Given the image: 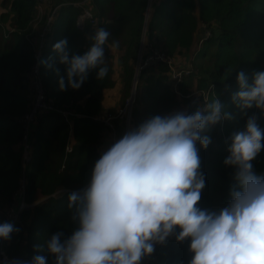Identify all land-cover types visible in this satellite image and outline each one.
I'll return each instance as SVG.
<instances>
[{"label": "trees", "instance_id": "obj_1", "mask_svg": "<svg viewBox=\"0 0 264 264\" xmlns=\"http://www.w3.org/2000/svg\"><path fill=\"white\" fill-rule=\"evenodd\" d=\"M42 1L8 0L11 21L8 27L12 31L6 29L5 34L0 31V223L11 222L3 218L2 211L21 198L30 205L11 222L18 231H14L10 239L3 240L0 249L5 251L10 262L30 261L35 255H44L48 264H52L53 257L46 248L48 240L58 231L64 233L62 239L66 238L78 226L71 219L72 210L68 207L72 192L67 191L58 198L53 194L60 188L79 189L90 181L94 164L100 157L97 145L105 132L103 125L93 117L101 110L102 89L111 87L114 81L111 68L99 81L96 79L98 69H93L79 89L60 91L58 80L64 76L66 66L55 59L52 69L40 64L41 80L53 106L73 113L65 116L50 110L37 114L26 140L31 146L32 159L23 167L25 130L21 119L32 104L29 71L39 38L38 29H33L31 22ZM61 1L51 0V5ZM146 4L147 0H88L87 3L100 27L113 36L125 31L114 59L121 74L125 75L126 86L137 60ZM79 12L80 8L71 5L57 9L50 22L45 48L41 50V60L55 58L52 47L65 38L73 53L82 55L88 50L92 42L87 41L90 25L86 24L83 29L77 27ZM4 18L1 14L0 23ZM43 21L45 23L46 16ZM93 28L92 36L98 27ZM206 28H211L212 34L199 46L196 38ZM145 37V44L169 55L173 56L180 49L194 54L190 61L196 77L191 75L186 79L180 86L181 94L191 92L190 86L194 84L199 90L212 85L225 105V112L231 114V119L206 130L204 134L211 137V143L206 149H199L200 171L205 177L199 207L219 210L229 202V191L236 183L234 169L223 164L229 154V137L235 131L244 130L247 118L252 115L264 130L261 110L253 107L242 113L231 101V96L239 90L237 73L243 71L251 83L254 73L264 71V0H155ZM204 59L210 64H203ZM167 69L165 64L155 63L140 71L132 128L155 115L164 116L166 112L171 115L178 112L177 109L191 114L200 108L196 96L181 97L170 89ZM69 141L73 149L66 154L65 146ZM252 163L257 174H264V149ZM189 243L188 240L177 242L173 236L165 244L156 245L155 252L142 264H189Z\"/></svg>", "mask_w": 264, "mask_h": 264}, {"label": "clouds", "instance_id": "obj_2", "mask_svg": "<svg viewBox=\"0 0 264 264\" xmlns=\"http://www.w3.org/2000/svg\"><path fill=\"white\" fill-rule=\"evenodd\" d=\"M110 36L105 28H97L82 55L61 39L52 47L55 58L39 63L48 69L54 59L65 65L59 90H77L93 69H98V81L108 75L105 49L119 47L117 41L109 44ZM236 82L239 90L231 96L232 103L242 113L253 107L264 113V71L254 73L251 83L241 71ZM224 109L214 98L191 114L152 116L104 151L87 187L68 197L77 228L63 239L58 231L47 242L52 264H142L156 245L173 236L177 242L190 241L189 264H264V174H257L252 163L264 149V130L255 115L247 118L244 130L229 137L223 164L234 169L236 181L229 202L219 210L199 207L205 187L199 149L211 143L206 130L232 118ZM14 231L18 229L13 223H0V240L10 239ZM10 264L48 261L35 255Z\"/></svg>", "mask_w": 264, "mask_h": 264}, {"label": "rangeland", "instance_id": "obj_3", "mask_svg": "<svg viewBox=\"0 0 264 264\" xmlns=\"http://www.w3.org/2000/svg\"><path fill=\"white\" fill-rule=\"evenodd\" d=\"M82 1H84V0H82ZM154 1L155 0H147L146 10L144 12L143 30H142V34L140 36V46H139V50H138V54H137V60H136L134 72L130 78V82H129L128 86H126V82L124 79L125 75L121 74V71H120L119 67L117 66L116 61L114 59L115 54H117L116 52L118 51L119 47L115 50H112L110 48L105 49V64L107 65L108 68H111L110 73H112L111 78H112V81H114V84L111 87H106V88L102 89V92L100 94L101 110H100L98 115L93 117V120L103 118L105 121H107L109 124L112 125V129H114L116 132V137H118L120 135L122 137L127 131L132 129L134 108L136 106V100H137V95H138L139 73L141 70H143L147 67H151L153 65L155 58H157L159 61L157 63L165 64L167 66L168 69H167L166 74H167L168 85H169L170 89L176 95L181 96V97H185V98H191L193 96H196L200 108L203 107L204 103L210 102L214 98L219 99V96H218L217 92L215 91V89L212 85H210L207 89L199 90L198 88H196L197 86L194 84V85L190 86L191 92H189L186 95L181 94L180 86L186 81V79L188 80V78H190L191 75H193V77H196V75L193 72L192 63L190 61L194 57V54L190 55L189 53H186L185 50L180 49L177 51L176 54H174L172 56V55L167 54L166 51L163 52L159 48H157L153 45L145 44V42H146V40H145L146 39L145 28H146L147 21H148L149 15L151 13V10L153 8ZM65 3H68V2H65ZM72 3H74V5H76V7H80V9H81L80 13L81 14L84 13L85 7H83V3L81 1H74ZM63 5H64L63 3H59V4L52 6L49 4V0H43L38 5V7L36 8V14H35L32 22H31L32 28L36 29V30L38 29V32L36 33L37 37H39L38 43H37V50L38 51L36 52V55H38V52L40 50H42V51L44 50L45 41L48 38V34L50 31V29L48 28V25L45 26V24L48 23V20L44 23L43 17L46 16L49 19H50V15L54 17L55 13L57 12V9ZM48 7H50V8H48ZM116 7L122 9L121 6L119 7V5H117ZM47 9H48V12H47ZM88 11L91 15V19H89V20L84 19L82 24H81V27H79V28L83 29L86 24L90 25V29L88 30V33H87V38H88L87 41L91 42L90 37H92V35L90 34V32L92 31V29H94L93 26L98 27V28H100V26L98 25L99 22H97L96 17L94 16V13H93V10L91 7L90 8L88 7ZM1 14L5 15V18H4V22L0 23V27H1L0 31H1V34H2V32L5 34L6 29H8V31H12V29L10 27H8V24H10V22H11V21H9V2H8V0H5L4 2H1V0H0V15ZM53 17L51 19V22L53 20ZM124 33H125V31L121 30L116 36L111 35L110 36L112 38L111 43L113 41H117L119 46H120V44L122 43V41L124 39ZM211 34H212L211 28L204 29L202 34L196 38L199 46H201L203 44V42L206 41L211 36ZM87 47L89 48L90 46L88 45ZM146 51L152 52V54L149 55L148 57H146ZM41 54H42V52H41ZM197 62H200V60H198ZM203 64L208 65V64H210V62L204 59ZM198 75L201 76L202 72L198 73ZM41 82H42V80H41ZM42 85H43L44 89L46 90L43 82H42ZM133 89L135 90L134 97H133V103L131 104L130 108L128 109L127 118L124 117V118L120 119V117H118L119 111L124 106L125 101L131 97ZM29 92H30V95L32 98V104H33L34 91H33V87L31 86V83H30ZM48 99L52 103V105H54L52 100L50 99V97H48ZM32 104H31V106H32ZM183 105H184V107H187L185 101L183 102ZM58 111L62 114L64 112L66 115L73 113V112L66 111V110L59 109V108H58ZM177 111H182V110L177 109ZM120 115H121V113H120ZM165 115H169V113L166 112ZM127 120H128V128L126 129V121ZM22 123L26 124L25 119L22 120ZM32 123H34V121ZM32 123L29 126V132L31 130ZM26 140H27V138L23 139V141H26ZM69 143H70V141H69ZM99 143L100 144L97 145V149H98V153L101 155L104 151H106L112 145L108 131L104 132V134L101 135V137L99 139ZM66 154H69V153H66ZM29 156H31V151L30 152L27 151L26 153L23 151V162L24 163L29 162V161H26V159ZM23 167H24V164H23ZM2 213L4 214V211H2ZM3 218H4V215H3ZM1 243H3V240H0V244ZM6 264H10V261L8 259L6 260Z\"/></svg>", "mask_w": 264, "mask_h": 264}, {"label": "built area", "instance_id": "obj_4", "mask_svg": "<svg viewBox=\"0 0 264 264\" xmlns=\"http://www.w3.org/2000/svg\"><path fill=\"white\" fill-rule=\"evenodd\" d=\"M74 1H81L83 3V7H85V11L83 14H81V9L80 12L76 18V25L77 27H81V24L83 22V20H89L91 19V15L88 11V0H62L60 3H63L64 5H71L75 8H80V7H76V5H74ZM68 2V3H65ZM49 4L51 5V0H49ZM59 4V3H58ZM63 5V6H64ZM49 8V7H48ZM53 16L50 15V19L46 17V21L48 20V23L45 24V26L48 25V28L50 29V22ZM93 19V18H92ZM45 21V22H46ZM80 29V28H79ZM38 51V50H37ZM152 52H148L146 51V57H148L149 55H151ZM36 53L34 54V63L32 65L31 70L29 71V79H30V83L31 86L33 87V91H34V97H33V104L30 108V110L24 114V116L22 117L21 121L23 119H25L26 124L22 123L24 126V135H23V139L28 140V132H29V126L30 124L34 121V119L36 118L37 114L40 112H47L50 110H56L58 111V108H55L52 103L49 101L47 96V91L44 89L42 82H41V75H40V60H41V50L38 52V55H36ZM159 62L157 58H155L153 64ZM134 92L135 90L133 89L131 97L128 98L125 103L124 106L122 107V109L119 111V115L118 117H120V119L126 117L127 118V114H128V109L130 108L131 104L133 103V97H134ZM60 113V112H59ZM121 113V115H120ZM62 114V113H61ZM63 115L66 116V114L63 112ZM96 122L100 123L101 125H103L104 131H108L109 132V136L111 139L112 144L115 143L118 139L121 138V135L116 137V132L114 129H112V125L109 124L107 121H105L103 118L102 119H96ZM128 128V120L126 121V129ZM23 150L26 153L27 151L30 152L31 151V146L29 143H27L26 141H23ZM72 151V145L68 142L65 146V152L66 153H70ZM32 156H29L26 161H31ZM29 162H23L24 166L26 163ZM22 182L21 185V190L23 191L24 188V181L23 179L20 181ZM90 181H88L83 187L79 188V189H74V190H67V189H61L62 193L60 196H62L64 193H66L67 191L73 192V191H78L81 189H84L87 187L88 183ZM30 206V205H29ZM24 200L21 198L20 201L16 202V204L12 207H10L8 210H6L4 212L5 216L4 218L10 220L11 222H14V220L18 217L19 213L21 212V210L27 209L29 207ZM171 238V237H169ZM168 238V239H169ZM7 256L5 254V251L3 249H0V264H6V260H7Z\"/></svg>", "mask_w": 264, "mask_h": 264}, {"label": "crops", "instance_id": "obj_5", "mask_svg": "<svg viewBox=\"0 0 264 264\" xmlns=\"http://www.w3.org/2000/svg\"><path fill=\"white\" fill-rule=\"evenodd\" d=\"M61 193H62L61 188L60 189H57L55 191V193L53 194V196L56 197V198H58V197H60Z\"/></svg>", "mask_w": 264, "mask_h": 264}]
</instances>
